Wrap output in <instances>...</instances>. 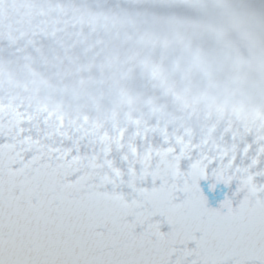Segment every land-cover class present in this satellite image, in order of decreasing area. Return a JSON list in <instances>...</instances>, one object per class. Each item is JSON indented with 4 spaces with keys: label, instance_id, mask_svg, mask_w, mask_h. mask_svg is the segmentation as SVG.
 <instances>
[{
    "label": "snow or ice",
    "instance_id": "snow-or-ice-1",
    "mask_svg": "<svg viewBox=\"0 0 264 264\" xmlns=\"http://www.w3.org/2000/svg\"><path fill=\"white\" fill-rule=\"evenodd\" d=\"M156 120L72 126L0 98V264H264V120ZM203 181L237 187L212 207Z\"/></svg>",
    "mask_w": 264,
    "mask_h": 264
}]
</instances>
